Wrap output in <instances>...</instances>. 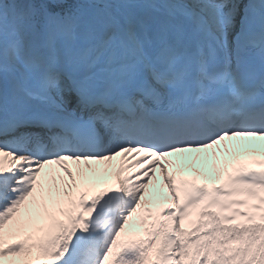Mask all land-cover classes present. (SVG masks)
<instances>
[{
    "label": "snow or ice",
    "instance_id": "snow-or-ice-1",
    "mask_svg": "<svg viewBox=\"0 0 264 264\" xmlns=\"http://www.w3.org/2000/svg\"><path fill=\"white\" fill-rule=\"evenodd\" d=\"M236 137L264 140V0H0V264H264V160L167 170Z\"/></svg>",
    "mask_w": 264,
    "mask_h": 264
},
{
    "label": "bare ground",
    "instance_id": "bare-ground-1",
    "mask_svg": "<svg viewBox=\"0 0 264 264\" xmlns=\"http://www.w3.org/2000/svg\"><path fill=\"white\" fill-rule=\"evenodd\" d=\"M240 138H242V137H239V140H238L239 145H243V144L247 143V139H244V138L240 139ZM219 144H222V143H219ZM229 144H230V142H229ZM256 147H258V148H256ZM256 147H251V148L260 149L259 146H256ZM240 148H241L240 150H242L243 148H247V147H240ZM233 152L234 151H227V152H225L224 154H222V155H220L218 157L219 160L216 159L217 158V155H215V154L212 155L211 154L212 160H210V161L209 160H203L202 157H200V158H195L192 161V163L195 161V164H197V166H199L200 168L205 167L206 164H208V166H210V167L211 166H215L216 168H218L221 164L224 163V160L225 159L227 160L228 158H230L232 155L235 154ZM213 156H214V158H213ZM201 160H202V164L199 163V161H201ZM128 162H130V161H128ZM188 162H191V160L184 162L183 165H182L183 167H181V168H184V167H187L188 165H190ZM117 163H118V160L112 161L110 165H107V167H108L107 174L108 173H113V168L116 166ZM94 166L97 169L101 170L100 173L98 174V178L99 179L102 178L103 175H104V173H103L102 170L106 167V165L105 164H98V165H94ZM135 170L136 169H129L127 172L124 173V175L131 174ZM212 172H215V171H212ZM207 175L209 176V173ZM106 180H108V179H106ZM101 181H104V180H101ZM159 185L163 189L167 190L166 187L163 185V180H162V176H161L160 170H159V168H157L156 171H155V179L152 180V181H149L148 182V185H147V188L145 189L144 202H143V206L144 207L152 208L154 211L156 209H158V208L161 207L160 206V207L155 208V205H156L155 201H156V199L153 198L154 197L155 190H156V188L159 187ZM131 220H132V222H131ZM131 220H130V226L133 228V230L134 229H137V231H135V230L134 231L142 235L143 234L142 233V230L139 227L136 226L137 214L136 215L133 214V217L131 218Z\"/></svg>",
    "mask_w": 264,
    "mask_h": 264
}]
</instances>
